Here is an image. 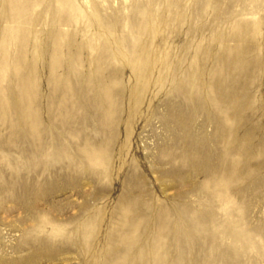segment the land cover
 <instances>
[{"label": "rangeland", "instance_id": "374dc122", "mask_svg": "<svg viewBox=\"0 0 264 264\" xmlns=\"http://www.w3.org/2000/svg\"><path fill=\"white\" fill-rule=\"evenodd\" d=\"M0 264H264V0H0Z\"/></svg>", "mask_w": 264, "mask_h": 264}]
</instances>
